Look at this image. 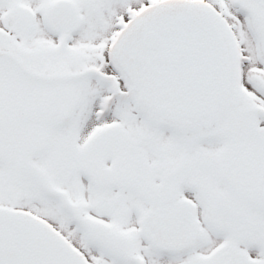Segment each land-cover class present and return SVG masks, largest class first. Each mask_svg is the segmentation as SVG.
<instances>
[{
    "label": "snow or ice",
    "instance_id": "6c2138e0",
    "mask_svg": "<svg viewBox=\"0 0 264 264\" xmlns=\"http://www.w3.org/2000/svg\"><path fill=\"white\" fill-rule=\"evenodd\" d=\"M0 264H264V0H0Z\"/></svg>",
    "mask_w": 264,
    "mask_h": 264
}]
</instances>
